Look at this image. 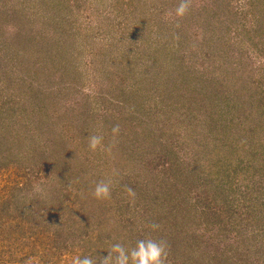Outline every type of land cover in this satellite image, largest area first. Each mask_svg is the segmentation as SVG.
I'll use <instances>...</instances> for the list:
<instances>
[{
  "label": "rangeland",
  "instance_id": "rangeland-1",
  "mask_svg": "<svg viewBox=\"0 0 264 264\" xmlns=\"http://www.w3.org/2000/svg\"><path fill=\"white\" fill-rule=\"evenodd\" d=\"M178 3L0 0V264L148 238L165 264H264V0ZM174 163L203 175L185 198Z\"/></svg>",
  "mask_w": 264,
  "mask_h": 264
},
{
  "label": "clouds",
  "instance_id": "clouds-1",
  "mask_svg": "<svg viewBox=\"0 0 264 264\" xmlns=\"http://www.w3.org/2000/svg\"><path fill=\"white\" fill-rule=\"evenodd\" d=\"M190 7V0H179L175 9L177 17L186 15ZM119 127H114L112 133L114 136L119 134ZM88 147L92 152L103 147V137L101 135H90L88 137ZM111 182H98L93 190V195L97 200H108L111 197ZM36 191H41L37 187ZM129 197H134V193L129 189ZM153 229L157 226L153 225ZM166 251L165 245L156 242L153 239H141L132 249H126L120 243H115L107 251V256L90 254L86 256H76L73 258V264H165Z\"/></svg>",
  "mask_w": 264,
  "mask_h": 264
},
{
  "label": "trees",
  "instance_id": "trees-1",
  "mask_svg": "<svg viewBox=\"0 0 264 264\" xmlns=\"http://www.w3.org/2000/svg\"><path fill=\"white\" fill-rule=\"evenodd\" d=\"M236 106H238V105H236ZM197 117H199V116H196L195 118L197 119ZM225 128L226 129H228V124H226L225 125ZM227 131V130H226ZM235 141H236V139H234V142H230V143H228L229 145H228V147L230 148V149H232V150H235V149H233V147H234V145H235ZM225 145H227V143H225ZM264 145V144H263ZM234 148H236V147H234ZM263 148H264V146H263ZM262 153H264V149H262L260 152H257V154H262ZM199 160V159H198ZM217 163V165H218V162H216ZM176 167H179L178 168V170H177V172L174 174V178L175 177H179L181 180L180 181H176L177 182V186H178V184L179 183H181V184H185V187L184 188H179L178 189V187H177V189H178V194H177V196L178 197H183V198H185V196H187L188 195V193H189V189L191 190V191H193L194 189H193V187H192V185H189L188 186V184H190V183H192V182H190L189 183V179L190 178H192V179H195L196 181H198V184L200 183V178L203 176L201 173H200V168L198 167V165H196L195 163H193V167L192 168H190L189 169V166L188 167H185L183 164L180 166V164L178 163H174L173 165H172V167H171V169H172V173H174V170H175V168ZM246 168V167H245ZM174 169V170H173ZM186 169H188V170H186ZM208 177H210V176H208ZM208 180H211V179H208ZM213 182V181H212ZM213 184H215L214 182H213ZM197 189H199V190H203V189H205V187H202V186H197L196 187V189L195 190H197ZM165 189H163L162 191H163V195H161V199H163L164 198V200L167 202V204L168 205H171V206H173V209L170 211V215L172 214V213H175V214H177L178 216H180V217H188V216H191L190 215V211H192V204H189V203H187L186 205L182 202V201H178V198L175 200V198H171V202L170 201H168L166 198H165V191H164ZM174 191L176 192V185H175V187H174ZM162 194V193H161ZM233 199H235V200H237L236 198H232V199H230L228 202H231ZM175 202H176V204H177V207L178 208H176L175 207ZM161 203H162V205H161ZM154 205V204H153ZM153 205H149V208H151V206H152V208H153ZM156 205H159V207L162 209V210H164V201H162V202H160V203H156ZM154 210V209H153ZM193 212V211H192ZM200 212V211H199ZM192 214V213H191ZM198 214V213H197ZM148 219V218H147ZM148 221H150L149 219H148ZM131 224L133 225V227L132 228H130V231L132 232L133 230L132 229H134L135 228V224H134V222H131ZM161 226V225H160ZM159 226V227H160ZM164 227V226H163ZM74 243H71V245H70V243L68 244V247H72V246H74L73 245Z\"/></svg>",
  "mask_w": 264,
  "mask_h": 264
}]
</instances>
